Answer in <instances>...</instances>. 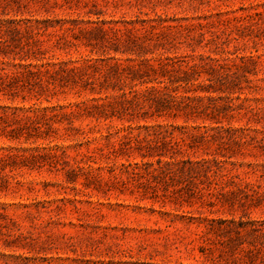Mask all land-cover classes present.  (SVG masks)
Masks as SVG:
<instances>
[{"label":"rangeland","instance_id":"374dc122","mask_svg":"<svg viewBox=\"0 0 264 264\" xmlns=\"http://www.w3.org/2000/svg\"><path fill=\"white\" fill-rule=\"evenodd\" d=\"M166 55L178 76L195 65L168 89L201 97L193 109H84L158 87L147 63ZM213 115L216 142L174 153L222 160L194 179L201 193L142 164L156 154L113 151L128 124H173L187 142ZM0 264H264V0H0Z\"/></svg>","mask_w":264,"mask_h":264},{"label":"trees","instance_id":"16d2710c","mask_svg":"<svg viewBox=\"0 0 264 264\" xmlns=\"http://www.w3.org/2000/svg\"><path fill=\"white\" fill-rule=\"evenodd\" d=\"M153 44L156 47L165 48L167 45L172 44L169 37L162 38L158 34H153ZM111 43L116 45L117 39H112ZM117 49V48H115ZM149 61V60H148ZM147 61V62H148ZM177 59L171 56L160 57L156 63H147L149 70L153 72L154 80L159 84V86H150L145 88L142 91H136L133 89V86H130V97H127L125 93L119 96L118 102L120 103L119 108H115L113 106L110 107V113H108L105 109V103H97L92 104L89 107L85 103L86 106L84 109L88 111V114L94 115L93 112H90L88 108H96L99 111L100 115H104L108 117L109 114H117L119 116L123 114L130 115V119L134 117H140L142 119H146L148 115L156 114L161 116L163 114H167L168 116H176L179 111L190 108L193 109V103L195 99L186 96L181 100H177L174 96H168V89L172 87L180 86L182 83L191 82V77L193 76L195 71V65L189 66L188 70L183 71L186 76H178L174 74L175 70H177L174 66ZM220 64V63H219ZM218 64V66H220ZM68 70V69H67ZM65 69V71H67ZM71 72H74L75 68L69 69ZM46 72L51 73L49 69H45ZM213 71V70H212ZM230 74L225 71L221 74H217L215 77L217 80L227 78ZM83 78V77H81ZM209 81L212 79L208 78ZM144 80L143 82H145ZM90 82L84 80V84L87 85ZM177 84V85H176ZM64 85V84H63ZM212 85H210L211 87ZM204 85L201 83H197L196 88H204ZM208 89H206L207 91ZM207 98L212 102L214 99L211 96H207ZM144 102L147 103L149 108H153V112L150 114L146 110H142L144 106ZM214 104V103H213ZM111 105V103H110ZM137 106V108H136ZM209 107V106H208ZM78 108V109H77ZM136 108V109H135ZM213 108V107H212ZM80 105L75 104V108L70 106L69 111L62 112L60 115L64 117H68L70 115H74L76 112H80ZM141 109V110H140ZM53 115L59 116V114L54 113ZM98 119V118H97ZM209 124H203L202 126H194L192 130L188 132V141L185 142L183 137L177 139L173 136V128L176 125L170 124L171 129L163 127L161 124H137L136 128L144 129L145 132L141 136V132H134V127L131 124L125 126L124 130L126 131L123 135L120 136L117 145L113 146V151L127 152L131 148L138 149L140 155L142 157L152 156L154 154L158 155L157 165H154L152 162H143L142 164H150L152 167L151 172L155 173L157 176H165L167 173L172 176H176L177 174L181 175L185 178V180H189L188 189L191 194L201 193V190L197 188L196 183L194 182L195 178H200L204 176L206 179L209 178L210 175L213 177L218 176L219 169L222 166V160L217 158L216 152L211 154V158L200 157L194 158L192 156H186L185 158L177 159L174 156L175 152H179L182 150V145L187 144L189 149L201 148L202 145L207 144L209 142H216L220 137V130L216 123L215 116H211L209 118ZM161 148H165L167 152H170V158L172 160L163 161L160 157L161 153H158ZM124 164V163H122ZM138 161L128 162V165H132L134 169L140 168L142 165ZM210 183V182H209ZM221 196H224V193L219 192ZM221 200V198L219 199ZM209 203H214L213 200H209ZM212 221L214 219H208L207 222L212 226ZM234 221V220H233Z\"/></svg>","mask_w":264,"mask_h":264}]
</instances>
